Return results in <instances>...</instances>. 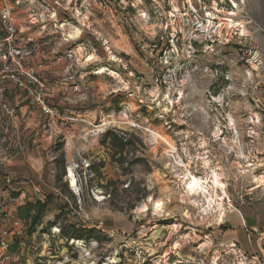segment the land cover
I'll return each instance as SVG.
<instances>
[{"label":"rangeland","instance_id":"obj_1","mask_svg":"<svg viewBox=\"0 0 264 264\" xmlns=\"http://www.w3.org/2000/svg\"><path fill=\"white\" fill-rule=\"evenodd\" d=\"M150 3L0 0L61 124L4 264H264V0Z\"/></svg>","mask_w":264,"mask_h":264},{"label":"built area","instance_id":"obj_2","mask_svg":"<svg viewBox=\"0 0 264 264\" xmlns=\"http://www.w3.org/2000/svg\"><path fill=\"white\" fill-rule=\"evenodd\" d=\"M169 1L170 4L175 1L176 5L181 1L182 8H178L177 13L185 20L183 29H186L189 22H198V19L201 20V24L208 21V18H202L197 12H193L194 8L191 5H188L191 15L187 12L184 4H189V0ZM150 4L155 8V0H151ZM174 9L177 8L174 7ZM183 33L184 31L179 30L178 35L183 37ZM172 38L175 36L173 35ZM39 53V42L33 37L20 35V31L14 22L11 7L8 4H3L0 8V143L4 141L6 136L18 133L14 127L19 117L18 105L11 98L12 93L21 94V98L28 105L38 108L42 112L45 116V129L56 125L60 117L58 110L49 105L45 98L44 84L41 79L44 62L38 57ZM69 56L72 57L73 54L71 53ZM103 129L100 127L90 132L93 135H98ZM16 149H4L5 155L0 160V168L20 152V149ZM6 181L10 182V179L8 178ZM6 199H13L8 191L6 192ZM12 215L4 205L0 207V263L2 264L11 258V255H7L5 251L9 247L12 226L19 223V219ZM7 224L11 227L7 228Z\"/></svg>","mask_w":264,"mask_h":264},{"label":"crops","instance_id":"obj_3","mask_svg":"<svg viewBox=\"0 0 264 264\" xmlns=\"http://www.w3.org/2000/svg\"><path fill=\"white\" fill-rule=\"evenodd\" d=\"M12 93L11 98L18 105V118L14 127L16 135H8L0 143V160L4 149H16L20 152L0 168V207L3 205L15 210L26 201L40 199L39 190H44L49 174L44 160V150L61 129L56 125L45 129V116L35 107L27 104L21 94ZM64 120V119H61ZM18 144V146H17ZM10 179V182L6 179ZM13 199H6V192Z\"/></svg>","mask_w":264,"mask_h":264},{"label":"trees","instance_id":"obj_4","mask_svg":"<svg viewBox=\"0 0 264 264\" xmlns=\"http://www.w3.org/2000/svg\"><path fill=\"white\" fill-rule=\"evenodd\" d=\"M47 206V200H36L35 202H26L18 210V214L22 219H29L30 230L33 231L35 226L41 220L43 212Z\"/></svg>","mask_w":264,"mask_h":264},{"label":"bare ground","instance_id":"obj_5","mask_svg":"<svg viewBox=\"0 0 264 264\" xmlns=\"http://www.w3.org/2000/svg\"><path fill=\"white\" fill-rule=\"evenodd\" d=\"M237 6H238V4L236 3V2H234V5H233V7L234 8H237ZM231 15H233L234 14V12L232 13H230ZM224 20H226V23H228L229 25H231V23L233 24V21L230 19V18H225ZM235 22V21H234ZM239 22V21H238ZM236 23V22H235ZM232 26H239V27H243L242 26V24L241 23H238V24H233ZM76 31H78L77 29H76ZM77 34V33H76ZM243 35V34H242ZM69 36V38H71V37H73L72 35H71V37H70V35H68ZM103 73L104 72V69H100V71H99V73ZM236 133H237V131H236ZM188 177V176H187ZM187 177H185L186 179H187ZM191 177V176H190ZM184 178V177H183ZM219 179V178H218ZM213 180V179H212ZM211 180V181H212ZM192 181V180H191ZM190 181V182H191ZM183 182H187V181H183ZM196 182V181H195ZM191 184V183H190ZM190 184H188V185H190ZM197 184V183H196ZM195 184V185H196ZM218 184H221L217 179H214L213 180V186L215 185V186H218ZM223 184V183H222ZM196 186H198V185H196ZM222 186V185H221ZM188 187V186H187ZM193 192V191H192ZM195 192V191H194ZM161 204L158 202V204L156 205V206H160ZM160 208V207H159Z\"/></svg>","mask_w":264,"mask_h":264}]
</instances>
